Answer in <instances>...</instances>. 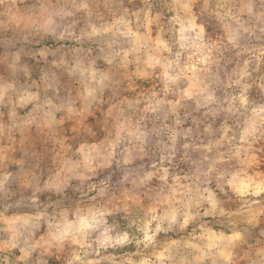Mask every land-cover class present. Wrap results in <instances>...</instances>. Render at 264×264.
<instances>
[{
	"label": "rangeland",
	"instance_id": "1",
	"mask_svg": "<svg viewBox=\"0 0 264 264\" xmlns=\"http://www.w3.org/2000/svg\"><path fill=\"white\" fill-rule=\"evenodd\" d=\"M0 264H264V0H0Z\"/></svg>",
	"mask_w": 264,
	"mask_h": 264
},
{
	"label": "crops",
	"instance_id": "2",
	"mask_svg": "<svg viewBox=\"0 0 264 264\" xmlns=\"http://www.w3.org/2000/svg\"><path fill=\"white\" fill-rule=\"evenodd\" d=\"M28 102V101H27ZM95 144H97L96 142H92V144H91V146H93V145H95ZM77 145H79L78 143H77ZM21 174L19 175V180H20V183L19 184H22V185H24V184H30L29 182H30V180L33 178L32 176H31V174H29V172H28V170H26V171H22V172H20ZM25 178L28 180H25Z\"/></svg>",
	"mask_w": 264,
	"mask_h": 264
}]
</instances>
